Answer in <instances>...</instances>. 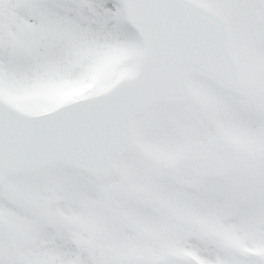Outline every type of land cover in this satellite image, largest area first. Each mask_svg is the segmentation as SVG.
Masks as SVG:
<instances>
[{"label": "snow or ice", "instance_id": "snow-or-ice-1", "mask_svg": "<svg viewBox=\"0 0 264 264\" xmlns=\"http://www.w3.org/2000/svg\"><path fill=\"white\" fill-rule=\"evenodd\" d=\"M0 264H264V0H0Z\"/></svg>", "mask_w": 264, "mask_h": 264}]
</instances>
